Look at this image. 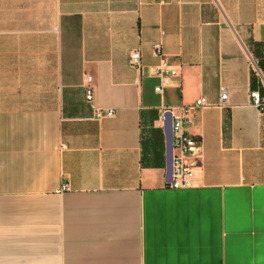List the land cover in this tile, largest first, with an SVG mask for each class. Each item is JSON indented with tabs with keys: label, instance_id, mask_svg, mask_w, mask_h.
<instances>
[{
	"label": "crops",
	"instance_id": "crops-1",
	"mask_svg": "<svg viewBox=\"0 0 264 264\" xmlns=\"http://www.w3.org/2000/svg\"><path fill=\"white\" fill-rule=\"evenodd\" d=\"M156 44L177 73L161 95ZM220 86L227 106L188 126L192 186L171 189L161 108L216 105ZM251 91L264 99V0H0V264H264Z\"/></svg>",
	"mask_w": 264,
	"mask_h": 264
},
{
	"label": "built area",
	"instance_id": "built-area-1",
	"mask_svg": "<svg viewBox=\"0 0 264 264\" xmlns=\"http://www.w3.org/2000/svg\"><path fill=\"white\" fill-rule=\"evenodd\" d=\"M153 57L161 60V64L153 68V75L158 78L159 83L154 87V92L158 95L163 93L164 88L170 86L172 78L177 73L170 69L164 60L161 46L156 44L152 50ZM129 65L137 70L142 69L140 53L135 50L129 56ZM94 87L92 76H86L85 99L93 104ZM252 106L262 111L264 108V99L261 98L258 91H251L249 94ZM229 100L228 89L225 86L219 88V101L216 105L209 104L204 97L197 99L191 105H180L177 107L162 106L163 114L171 116V175L169 188L174 190L187 189L192 186L195 178V170L199 168L201 156V141L188 132V126L193 123L194 112L202 108L216 106L224 108ZM114 110L95 109L94 118L101 119L104 116L111 117ZM65 186H63V189Z\"/></svg>",
	"mask_w": 264,
	"mask_h": 264
},
{
	"label": "water",
	"instance_id": "water-1",
	"mask_svg": "<svg viewBox=\"0 0 264 264\" xmlns=\"http://www.w3.org/2000/svg\"><path fill=\"white\" fill-rule=\"evenodd\" d=\"M167 122H166V159H167V173L170 177L171 175V116L170 114L167 115Z\"/></svg>",
	"mask_w": 264,
	"mask_h": 264
}]
</instances>
